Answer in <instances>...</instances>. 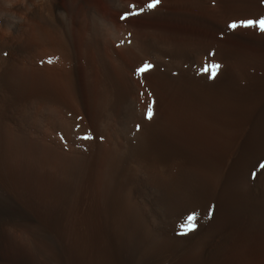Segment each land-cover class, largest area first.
Listing matches in <instances>:
<instances>
[{
  "label": "rangeland",
  "instance_id": "rangeland-1",
  "mask_svg": "<svg viewBox=\"0 0 264 264\" xmlns=\"http://www.w3.org/2000/svg\"><path fill=\"white\" fill-rule=\"evenodd\" d=\"M48 1L0 0V264H124L132 221L152 230L150 202L123 177L125 99L151 141L227 175L221 190L239 169V194L256 190L262 151L239 161L264 121V32L229 24L264 17V0ZM175 53L206 76L173 67ZM248 199H210L199 235L164 264H264Z\"/></svg>",
  "mask_w": 264,
  "mask_h": 264
},
{
  "label": "bare ground",
  "instance_id": "bare-ground-1",
  "mask_svg": "<svg viewBox=\"0 0 264 264\" xmlns=\"http://www.w3.org/2000/svg\"><path fill=\"white\" fill-rule=\"evenodd\" d=\"M113 36L117 37L114 31ZM184 53H175L170 56L173 67L180 69L186 67L191 74L204 78L206 76L205 69L194 66L192 55ZM135 109L133 99H125L120 104L118 118L120 117V132L122 131L121 136L124 140L121 156L125 163V168L122 170H124L125 180L130 178L141 191L140 193L150 202L147 218L152 230L146 227L143 218L132 221L129 234H125L128 238L124 245V264H164L171 258L170 255L181 252L188 244L187 241L190 237L192 239V236L197 233L199 235L202 225H205L204 219L209 213V201L218 195L232 197V199L249 198V201L250 199H259V206L252 204L249 207V226L259 229L260 222L264 223V204L260 201H264V170L260 172L255 181L256 190L253 193L250 188H247L248 191L242 186L243 194H239L237 186L242 176L241 169L238 173L237 171L231 172L230 177L226 179L228 183L221 190L227 175L225 178L223 175L220 176V173L219 176L213 175L214 181H212L210 179L212 176L198 174L195 167L184 160L180 150L165 142L151 141L140 126L141 124L138 123L139 118L135 115ZM252 134L251 139L246 141L243 146L245 156L241 157L239 163H246L245 160L248 159L249 152L262 151L263 153L264 151V121ZM262 153H258L253 163L250 164L251 167L263 159L264 153ZM236 168L234 170H237ZM216 182V187H214L213 183ZM10 213L13 215L12 210ZM191 215H195L198 220V222L196 220V231L194 229L195 232H189L190 235L183 234L184 236L178 237L177 233L185 230L181 226L187 223L188 217Z\"/></svg>",
  "mask_w": 264,
  "mask_h": 264
},
{
  "label": "snow or ice",
  "instance_id": "snow-or-ice-1",
  "mask_svg": "<svg viewBox=\"0 0 264 264\" xmlns=\"http://www.w3.org/2000/svg\"><path fill=\"white\" fill-rule=\"evenodd\" d=\"M160 4V0H150V2L147 4L148 9H155ZM132 8H135V5L131 6ZM143 9H141L138 12L135 13H125V15L122 17V19H127L129 15L135 14L140 15L142 13ZM229 27L233 30L243 27V28H254L258 29L261 32H264V17H260L258 19H241L239 21H233L231 24H229ZM7 53H5L6 55ZM153 66L151 64H146L138 69V71L143 74L144 72L149 71ZM221 66L218 64L212 65L211 68L213 70H218ZM215 76V73L213 72V78ZM154 104V102H153ZM153 110L151 107H149L147 112V118L151 120L153 118ZM261 167H264V165H261ZM196 217L195 215H191L188 217V221L185 225H182V228H186L187 231H193L196 227L195 223Z\"/></svg>",
  "mask_w": 264,
  "mask_h": 264
}]
</instances>
